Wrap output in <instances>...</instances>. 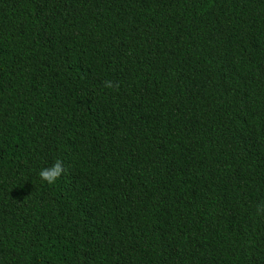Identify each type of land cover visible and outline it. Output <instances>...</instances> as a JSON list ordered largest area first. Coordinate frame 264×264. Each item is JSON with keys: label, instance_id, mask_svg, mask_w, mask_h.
Masks as SVG:
<instances>
[{"label": "trees", "instance_id": "1", "mask_svg": "<svg viewBox=\"0 0 264 264\" xmlns=\"http://www.w3.org/2000/svg\"><path fill=\"white\" fill-rule=\"evenodd\" d=\"M0 264H264V0H0Z\"/></svg>", "mask_w": 264, "mask_h": 264}, {"label": "clouds", "instance_id": "2", "mask_svg": "<svg viewBox=\"0 0 264 264\" xmlns=\"http://www.w3.org/2000/svg\"><path fill=\"white\" fill-rule=\"evenodd\" d=\"M106 87H113L112 82H106ZM64 167L63 162L57 160L50 168H44L40 171L39 176L40 178L48 184H54L63 174Z\"/></svg>", "mask_w": 264, "mask_h": 264}]
</instances>
